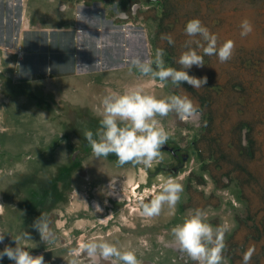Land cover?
Masks as SVG:
<instances>
[{
  "label": "rangeland",
  "instance_id": "rangeland-1",
  "mask_svg": "<svg viewBox=\"0 0 264 264\" xmlns=\"http://www.w3.org/2000/svg\"><path fill=\"white\" fill-rule=\"evenodd\" d=\"M193 18L219 43L235 42L227 62L204 56L203 67L187 69L207 77L204 87L169 82L161 88L134 69L129 73L133 57L152 58L158 48L165 66L179 69L190 39L184 28ZM245 19L253 31L242 37ZM78 28L89 47L101 40L103 49L89 57L103 60V71L80 81L18 78L19 49L31 31L45 29L51 40L52 32ZM83 62L89 65L80 72L96 67ZM137 86L158 98L186 95L197 112L186 122L173 113L160 118L170 138L152 168L120 167L114 154L96 159L84 132L99 127L103 96ZM169 175L183 185L174 214L165 206L158 217L141 216L140 200L151 199L159 178ZM195 208L214 227L230 226L224 264H243L249 248L251 264H264V0H0V251L15 247L13 237L26 231L31 239L21 244L46 264H68L73 249L80 264H92L80 249L93 239L130 247L143 264H192L170 230ZM42 212L55 232L50 243L32 227ZM0 264L14 261L5 256Z\"/></svg>",
  "mask_w": 264,
  "mask_h": 264
},
{
  "label": "clouds",
  "instance_id": "clouds-1",
  "mask_svg": "<svg viewBox=\"0 0 264 264\" xmlns=\"http://www.w3.org/2000/svg\"><path fill=\"white\" fill-rule=\"evenodd\" d=\"M241 29L240 35L244 37L253 31V25L245 19L241 22ZM184 33L190 39L185 41V50L176 61L180 65L179 69L166 67L164 50L158 48L152 58L133 57L129 62V73L134 69L141 76L158 81L161 88L166 87L169 82L177 87L183 82L194 89L204 87L207 77L189 75L187 69L194 65L203 67L204 56L215 55L221 63L227 62L232 58L235 42L228 39L219 43L218 36L211 33L198 18L190 19L186 23ZM161 38L167 40L169 45L175 43L171 34H162ZM197 49H201L203 55ZM196 112L193 100L186 95L172 94L158 98L138 86L122 92L110 91L101 100L99 127L95 132L86 130L84 138L96 159L108 158L110 154H114L120 167L131 164L133 167L140 165L152 168L163 160L162 148L170 138V133L162 125L160 118L173 113L186 122ZM8 174H12L11 170ZM159 179L158 192L148 201L139 202L140 214L145 218L160 216L165 206L169 209V214H174L181 199L182 183L172 175L161 176ZM32 227L39 232L42 242L50 243L55 240L52 222L45 213H41ZM170 231L173 245L192 264H224L225 235L230 231L227 223L214 227L208 222L206 212L195 208L190 210L182 223L176 224ZM4 237L5 233L0 231V242H3ZM30 239V234L26 231L17 234L13 237L16 246H5L0 251V259L6 256L14 264H46L43 255L33 256L21 244V241ZM80 250L86 253L92 264H100L101 261L108 264H143L135 250L125 246L118 247L117 244L103 239L89 240L81 245ZM253 254V248L247 249L242 257L243 264H251ZM70 256L68 264H80L78 250H71Z\"/></svg>",
  "mask_w": 264,
  "mask_h": 264
},
{
  "label": "crops",
  "instance_id": "crops-1",
  "mask_svg": "<svg viewBox=\"0 0 264 264\" xmlns=\"http://www.w3.org/2000/svg\"><path fill=\"white\" fill-rule=\"evenodd\" d=\"M81 29L78 28L76 31L62 30L58 33L52 32L51 40L50 33L45 29L31 31L29 38L27 37L25 42L26 53L21 59L18 78L25 82H31L34 78L37 79L43 75L47 77L52 74L56 78L66 77L69 81H80L84 75L103 71L102 69H105L101 64L103 60L96 55L89 57L93 49H103L101 40L89 47L88 45L91 44L85 42L88 37L85 36V32ZM79 30L83 31L81 36ZM77 42H80V44ZM79 45L81 50L78 49ZM87 48L88 50H86ZM79 59L89 62L93 61L95 66L99 63L100 66L97 65L94 70L92 69L88 72H80ZM37 82H39V79L35 83Z\"/></svg>",
  "mask_w": 264,
  "mask_h": 264
},
{
  "label": "bare ground",
  "instance_id": "bare-ground-1",
  "mask_svg": "<svg viewBox=\"0 0 264 264\" xmlns=\"http://www.w3.org/2000/svg\"><path fill=\"white\" fill-rule=\"evenodd\" d=\"M24 21V20H23ZM26 27H28V23H26V25H25ZM82 30V29H81ZM17 39V38H16ZM83 43V42H82ZM8 44V43H7ZM137 44V43H136ZM85 48V47H84ZM98 48V47H97ZM20 50V49H19ZM86 50H88V48L86 49ZM22 51V50H21ZM118 51V50H117ZM118 57V56H117ZM81 61H80V70L82 71L83 69H86L88 66H87V64L88 63H84L83 61H84V59H80ZM101 64H103V62L101 61ZM89 65V64H88ZM98 66H100L99 65V63L97 64ZM96 65V66H97ZM88 71V70H87ZM134 190H137L136 188L134 189Z\"/></svg>",
  "mask_w": 264,
  "mask_h": 264
},
{
  "label": "water",
  "instance_id": "water-1",
  "mask_svg": "<svg viewBox=\"0 0 264 264\" xmlns=\"http://www.w3.org/2000/svg\"><path fill=\"white\" fill-rule=\"evenodd\" d=\"M82 33H83V31L79 30V34H80V36H81ZM19 36H20V35H19V33H18V37H19ZM77 43H78V42H77ZM78 44H80V42H79ZM78 49L81 50V46H80V45L78 46ZM24 53H26L25 48H24ZM78 66H80V59L78 60ZM165 149H168V147H165Z\"/></svg>",
  "mask_w": 264,
  "mask_h": 264
},
{
  "label": "flooded vegetation",
  "instance_id": "flooded-vegetation-1",
  "mask_svg": "<svg viewBox=\"0 0 264 264\" xmlns=\"http://www.w3.org/2000/svg\"><path fill=\"white\" fill-rule=\"evenodd\" d=\"M20 47H21V50H22L20 56L22 57V56L24 55V47H23V46H20ZM22 47H23V48H22Z\"/></svg>",
  "mask_w": 264,
  "mask_h": 264
},
{
  "label": "built area",
  "instance_id": "built-area-1",
  "mask_svg": "<svg viewBox=\"0 0 264 264\" xmlns=\"http://www.w3.org/2000/svg\"><path fill=\"white\" fill-rule=\"evenodd\" d=\"M21 50V49H20Z\"/></svg>",
  "mask_w": 264,
  "mask_h": 264
}]
</instances>
